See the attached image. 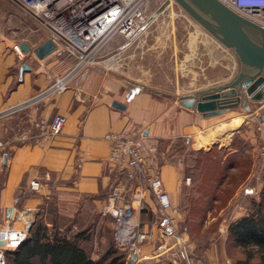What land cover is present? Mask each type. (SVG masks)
<instances>
[{"label": "crops", "instance_id": "0c3cea01", "mask_svg": "<svg viewBox=\"0 0 264 264\" xmlns=\"http://www.w3.org/2000/svg\"><path fill=\"white\" fill-rule=\"evenodd\" d=\"M48 39L47 31L40 27L32 32L31 39L14 41L0 35V113L10 112L0 117V140L8 144L7 157L0 153V225L8 221L15 229H22L41 220L52 234L56 230L48 219L52 216L50 210L68 220H74L77 215L90 220L98 211L103 214L117 179L116 172L108 163L111 143L106 137L109 134L144 128L155 141L181 137L190 141L196 151H202L216 144L227 147L232 137L231 133L227 135L228 131L234 132L243 121L253 124V115L242 108L212 117L185 109L174 117L173 108L157 101L148 92H137L131 98L127 97L128 88H122L95 66H86L77 71L65 91L27 104L49 88L51 80L48 74L62 76L72 69L71 63L55 54L39 60L31 51L21 59L14 50V46L21 47L23 43L34 49ZM24 65L30 70L22 69ZM114 102L125 105L126 111L114 108ZM254 104L257 103L250 104L251 108ZM18 107H21L20 111L11 112ZM263 107L262 102L260 109ZM58 114L66 117L61 134L46 136L48 125ZM258 117L261 122L264 121L263 115ZM238 119L239 124H234ZM250 129L243 139L254 146L257 140ZM24 137L26 139L22 140ZM161 175L164 188L176 205L181 178L178 165L164 162ZM32 181H37L39 188L33 189L30 185ZM247 186L250 185H243L239 192L241 195L243 192L244 197H247L244 194ZM145 195L143 205L155 214L157 206L154 196L151 193ZM234 200L231 199L219 214L208 216L205 228L208 229L214 221L220 222L216 239H212L210 245L194 243L192 232L185 235L189 248L195 251L192 254L193 264H225L226 260H230L227 248L229 224L246 215ZM213 201L217 203L216 199ZM137 209L134 211L136 224L140 215ZM217 214L218 218H215ZM110 218L115 232V219ZM181 221L184 222L183 214L180 215ZM74 230L71 224L68 233H63V229L56 232L71 237L69 234ZM143 230L140 229L144 233L149 231L147 228ZM156 230L159 238L157 226ZM207 232L204 229L201 231ZM153 242L152 235L143 244L138 256L129 257L131 264L141 263L149 253L156 254V242ZM35 264H40L38 258Z\"/></svg>", "mask_w": 264, "mask_h": 264}, {"label": "rangeland", "instance_id": "374dc122", "mask_svg": "<svg viewBox=\"0 0 264 264\" xmlns=\"http://www.w3.org/2000/svg\"><path fill=\"white\" fill-rule=\"evenodd\" d=\"M150 6L145 24L133 38L130 40L118 38L94 63L87 66L99 68L108 74L110 79L115 80L116 84H120L122 88H128L127 97L129 98L137 92H148L157 101L167 105L168 108H173L175 117L176 114L185 110L179 105V101L189 97L181 96L231 83L239 73L241 64L231 49L226 48L196 22L177 1L153 0ZM37 27L40 25L18 5L10 0H0V35L2 37H9L14 41L31 39L32 32ZM40 28L45 31L42 27ZM48 38H50L49 34ZM63 58L67 60L65 62L71 63L72 68L77 64V60ZM261 104L252 106L253 110L250 114L253 115V124H246L243 121L234 132L228 131L227 135L231 133L232 137L227 147L216 144L210 145L209 150H202L212 153L206 163L205 159L198 156L192 143L185 138L156 141L158 150L162 153V159L179 167L180 196L175 207L184 217V222H180L179 229L181 231L186 229L188 233L192 232L194 243L205 246L210 245L212 239H216L220 222H212L208 229L205 228L207 225L205 222L212 213L219 214L225 209L231 199H236L234 201L237 202L236 205L243 208V214H247L253 202L261 199L264 187L263 137L259 130L264 126V121L261 122L258 117L264 116V107L260 109ZM141 129L144 130V128ZM248 129L255 133L257 144L254 146L243 139ZM256 146L258 150L255 151ZM231 159H237L240 166L237 165L234 169L227 168L225 173L228 177L215 187L214 176L211 174L214 170L213 164L222 165L223 163L222 166H229ZM242 168L247 172L245 176L242 175ZM243 185H250L247 187L253 189L255 194L248 195L249 197H244L243 192L242 195L239 194ZM216 196L217 204L213 206V199ZM238 208L240 209V207L236 209ZM137 210L140 215L136 222L142 231L145 228L149 229L148 233L154 236L153 243L156 242L154 244L156 249L160 244L156 230L157 211L153 214L146 205ZM49 213L52 216L48 219L53 222L56 231L63 229V233H68V227L71 224L74 225L76 230L73 231L74 234L69 235L81 234L83 236L79 241L81 246L90 257L96 259L95 261L102 260L111 250L121 255L125 254L127 263L131 264L129 250L119 247L116 243L114 224L110 215L105 212L100 214L98 211L90 220L78 215L74 220H68L59 217L54 211L50 210ZM218 214L215 218H218ZM100 221L103 222L101 226ZM202 229L208 232L201 233ZM193 252L195 254L192 250V254ZM153 254L149 253L147 258L145 257L141 263L137 264L174 263L168 258V253L159 254L156 249V254ZM229 258L236 263L237 259L234 256L229 255ZM182 259L181 257L180 260ZM11 260V257H7L6 254V264H12Z\"/></svg>", "mask_w": 264, "mask_h": 264}, {"label": "built area", "instance_id": "2783aa9c", "mask_svg": "<svg viewBox=\"0 0 264 264\" xmlns=\"http://www.w3.org/2000/svg\"><path fill=\"white\" fill-rule=\"evenodd\" d=\"M27 12L57 45L61 57L77 60V64L65 75L48 74L51 85L27 104L39 102L53 93L68 88L71 77L82 68L94 63L105 49L118 38L130 40L145 24L153 0H10ZM242 18L264 28V0H218ZM18 56L25 53L20 45L14 46ZM54 53V54H56ZM25 108V107H24ZM18 107L11 112L20 111ZM10 112L0 113V117ZM66 117L56 115L47 127L46 136L61 134ZM263 137L264 126L259 128ZM26 138H22L25 140ZM111 143L108 163L117 174L116 184L108 196L104 212L115 219V237L119 247L129 250V257L138 256L143 244L151 238L140 231L134 222V211L143 206L146 193L154 196L157 206L159 254L168 253L173 264H193L192 251L185 238L187 230L179 229L180 211L171 195L164 188L161 166L165 162L156 141L146 131L131 128L118 134H109ZM8 144L0 140V153L7 157ZM162 161H164L162 163ZM39 188L37 181L30 183ZM245 195H253L251 188ZM134 205V206H133ZM31 224L15 229L7 221L0 225V264H6V254L18 249L29 236ZM183 258L182 261L180 258ZM179 260V261H178ZM225 264H237L226 260Z\"/></svg>", "mask_w": 264, "mask_h": 264}, {"label": "water", "instance_id": "95a60500", "mask_svg": "<svg viewBox=\"0 0 264 264\" xmlns=\"http://www.w3.org/2000/svg\"><path fill=\"white\" fill-rule=\"evenodd\" d=\"M175 1L219 42L231 49L241 64L231 83L181 96L189 97L180 100L179 105L205 117L221 115L236 108L251 113V103L264 102V28L237 15L218 0ZM21 49L25 54L32 51L39 60H44L56 53L58 47L52 39H48L34 49L23 43ZM63 54L57 52L58 57ZM22 69L30 70L26 65ZM112 106L121 111L127 108L117 102Z\"/></svg>", "mask_w": 264, "mask_h": 264}, {"label": "trees", "instance_id": "16d2710c", "mask_svg": "<svg viewBox=\"0 0 264 264\" xmlns=\"http://www.w3.org/2000/svg\"><path fill=\"white\" fill-rule=\"evenodd\" d=\"M197 154L205 159V163L212 156V153L203 151H197ZM239 163L237 159H231L229 166L213 164L211 174L214 176L215 187L228 177L225 173L227 168L234 169L240 166ZM243 169L242 175L245 176L247 172ZM214 199L217 202L218 197ZM49 232V228L41 221L32 225L28 239L15 251L7 252L12 264H35L36 258L40 264H128L125 254L111 250L102 260H91L79 242L83 237L81 234L68 237L56 231L52 234ZM228 242V254L237 259V264H264V187L261 199L252 203L245 216L230 224Z\"/></svg>", "mask_w": 264, "mask_h": 264}, {"label": "bare ground", "instance_id": "6f19581e", "mask_svg": "<svg viewBox=\"0 0 264 264\" xmlns=\"http://www.w3.org/2000/svg\"><path fill=\"white\" fill-rule=\"evenodd\" d=\"M170 1V0H169ZM239 122H240V120L238 119V120H236L235 122H234V124H239ZM235 126V125H234ZM238 126V125H237ZM228 133V132H227ZM208 142V141H207Z\"/></svg>", "mask_w": 264, "mask_h": 264}]
</instances>
